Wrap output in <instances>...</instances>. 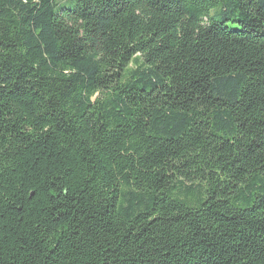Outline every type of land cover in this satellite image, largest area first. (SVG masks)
Instances as JSON below:
<instances>
[{"label": "trees", "instance_id": "16d2710c", "mask_svg": "<svg viewBox=\"0 0 264 264\" xmlns=\"http://www.w3.org/2000/svg\"><path fill=\"white\" fill-rule=\"evenodd\" d=\"M0 264H264V0H0Z\"/></svg>", "mask_w": 264, "mask_h": 264}]
</instances>
